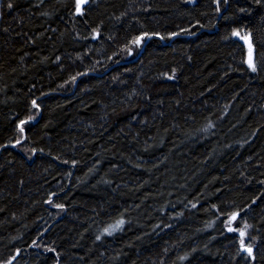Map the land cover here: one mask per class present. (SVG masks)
Listing matches in <instances>:
<instances>
[{
	"label": "trees",
	"instance_id": "obj_1",
	"mask_svg": "<svg viewBox=\"0 0 264 264\" xmlns=\"http://www.w3.org/2000/svg\"><path fill=\"white\" fill-rule=\"evenodd\" d=\"M216 7L0 0V264H264V0Z\"/></svg>",
	"mask_w": 264,
	"mask_h": 264
},
{
	"label": "snow or ice",
	"instance_id": "obj_2",
	"mask_svg": "<svg viewBox=\"0 0 264 264\" xmlns=\"http://www.w3.org/2000/svg\"><path fill=\"white\" fill-rule=\"evenodd\" d=\"M214 2L217 5L216 11L219 12L220 11L219 5L221 3V0H214ZM223 2L226 4L227 0H223ZM260 2H261V0H256L257 4H259ZM85 3H86V0H75V12L77 14H82V11H83L82 5H84ZM8 7H12V5L9 4ZM239 11L244 12V11H246V9L241 8V9H239ZM181 31H184V30L182 29ZM177 34L178 33L171 32V33H168V36L172 37V36H175ZM231 35L235 36V37H239V39L244 41V43L247 45V48H248V59H247L246 63L248 65V67L253 72H255L257 70V66H256V63H255L254 57H253V47L254 46H253V42H252V39H251V36H252L251 32H245L241 28H235V29L232 30ZM153 36L159 37L161 40L165 39V37L163 35H161L159 32H153V33L142 32L138 36L133 38L132 43L137 45V46H139L142 43V41H144L145 39H150ZM129 52L131 53V49H129ZM32 104H33V106H35L37 108L39 107V105L36 104L35 100L32 101ZM28 119L31 120L32 117H29ZM24 124H25V121L21 120L19 122L18 127H20V125H24ZM23 131H24V128L20 127V132L23 133ZM15 143L19 144L20 140H16ZM0 147H3V145H0ZM32 151H35V149H33ZM73 163H75V161H73ZM56 207L63 208L64 206L62 204H57ZM238 216H239V211H233V212L229 213L228 214V219L226 221V225H231L232 222L237 220ZM123 223H124V221L122 219L121 220H117L114 225L110 226V228H118ZM247 227H248V225L245 224V228H247ZM104 231L105 232H109V234H111V232L109 231L108 228H106ZM228 231H234V229L232 227H228ZM237 231H239V235L241 237V239H240L241 250L246 252L249 257H253V247H252V245L251 244H245V241L243 239L244 236L246 235L245 231L244 230H239V229H237ZM97 239H100V237L98 236ZM17 251H19V250H17ZM51 251H55V249H51ZM5 264H11V261H7V262H5Z\"/></svg>",
	"mask_w": 264,
	"mask_h": 264
},
{
	"label": "water",
	"instance_id": "obj_3",
	"mask_svg": "<svg viewBox=\"0 0 264 264\" xmlns=\"http://www.w3.org/2000/svg\"><path fill=\"white\" fill-rule=\"evenodd\" d=\"M150 39H151V38H150ZM150 39H147L146 42L143 44V46H142V48H141V51H140V53L138 54L137 57H139V55H141L142 51L144 50L146 44L149 42Z\"/></svg>",
	"mask_w": 264,
	"mask_h": 264
},
{
	"label": "rangeland",
	"instance_id": "obj_4",
	"mask_svg": "<svg viewBox=\"0 0 264 264\" xmlns=\"http://www.w3.org/2000/svg\"><path fill=\"white\" fill-rule=\"evenodd\" d=\"M239 230H244V231H245L246 235H245L244 238H243V239H245V238L248 236V231H247L246 229H243V228H239ZM238 232H239V231H238Z\"/></svg>",
	"mask_w": 264,
	"mask_h": 264
},
{
	"label": "bare ground",
	"instance_id": "obj_5",
	"mask_svg": "<svg viewBox=\"0 0 264 264\" xmlns=\"http://www.w3.org/2000/svg\"><path fill=\"white\" fill-rule=\"evenodd\" d=\"M141 51V50H140ZM140 53V52H139Z\"/></svg>",
	"mask_w": 264,
	"mask_h": 264
}]
</instances>
